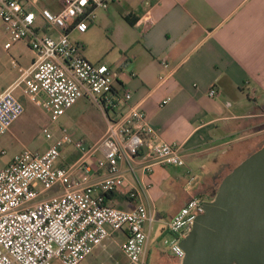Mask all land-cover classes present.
<instances>
[{
  "label": "built area",
  "instance_id": "built-area-1",
  "mask_svg": "<svg viewBox=\"0 0 264 264\" xmlns=\"http://www.w3.org/2000/svg\"><path fill=\"white\" fill-rule=\"evenodd\" d=\"M44 1L0 0L3 49L23 42L33 55L17 80L0 92V138L25 112L23 100L40 101L55 132L43 151L23 147L0 168V264H79L113 232L125 235L120 245L124 264H145L156 211L147 198L148 184L131 187L121 165L135 178L132 161L137 158L143 174L154 165L183 166L181 146L161 139L145 112L128 103L131 93L118 85L117 72L86 58L82 44L71 38L73 32L87 31L96 9L119 0L40 5ZM207 94L215 96L216 88L210 86ZM79 99L104 117V133L93 143L74 138L59 123ZM41 131L49 136L48 124ZM68 147L77 158L62 164ZM187 174L189 188L195 176ZM108 192H121L136 203L131 209L108 205ZM203 202L191 195L162 227L167 253L178 262L185 257L180 241L203 212Z\"/></svg>",
  "mask_w": 264,
  "mask_h": 264
},
{
  "label": "crops",
  "instance_id": "crops-1",
  "mask_svg": "<svg viewBox=\"0 0 264 264\" xmlns=\"http://www.w3.org/2000/svg\"><path fill=\"white\" fill-rule=\"evenodd\" d=\"M71 38L82 44L86 58L117 72L118 85L131 93L128 103L145 112L161 139L181 146L183 166L154 165L143 174L137 158L136 180L121 165L131 187L148 184L163 236L162 227L188 197L212 199L218 180L264 136V0H119L96 9L87 31ZM30 54L21 70L30 65ZM17 77L0 78V92ZM210 86L217 90L213 97ZM13 124L7 134L16 138ZM104 130L81 135L95 142ZM73 154H62V164L74 161H68ZM188 171L195 176L189 188ZM116 193L107 204L131 209L136 203ZM109 239L120 249L125 235L113 232ZM153 249L149 238L147 261ZM154 250L152 264H166L160 259L167 250ZM92 253L79 264H93Z\"/></svg>",
  "mask_w": 264,
  "mask_h": 264
},
{
  "label": "water",
  "instance_id": "water-1",
  "mask_svg": "<svg viewBox=\"0 0 264 264\" xmlns=\"http://www.w3.org/2000/svg\"><path fill=\"white\" fill-rule=\"evenodd\" d=\"M180 245V264H264V143L221 179Z\"/></svg>",
  "mask_w": 264,
  "mask_h": 264
},
{
  "label": "rangeland",
  "instance_id": "rangeland-1",
  "mask_svg": "<svg viewBox=\"0 0 264 264\" xmlns=\"http://www.w3.org/2000/svg\"><path fill=\"white\" fill-rule=\"evenodd\" d=\"M53 0H46L40 5H49ZM56 5V3H53ZM0 21V78H15L21 71V65L31 59L29 49L21 42L12 45L9 51L3 49L4 33ZM20 65V66H19ZM25 112L13 124L15 136L5 134L0 138V161L7 160L13 153L26 147L33 151H43L55 136L54 125L49 123L47 115L43 111V105L40 101L32 103L24 100ZM59 123L65 125L74 138H82L81 133L92 130L100 132L105 125L102 113L89 101L80 99L70 109L66 110L60 118ZM48 124L50 135L42 133V126ZM89 143H93L92 137L87 138ZM3 151V152H2ZM70 151V148L64 150L63 154ZM2 152V153H1ZM250 152V151H249ZM73 160L77 155L73 154ZM185 161V160H184ZM1 163V162H0ZM190 162L188 161L187 164ZM191 166V165H190ZM192 167V166H191ZM221 179L217 182V188ZM203 200L204 197H203ZM164 234L163 236H166ZM150 241L154 249L163 251L166 246L162 242L160 224L157 218L152 224ZM151 250L149 255V264H152L155 251ZM93 264H120L122 259L121 251L111 239L103 241L92 253ZM166 262V261H165Z\"/></svg>",
  "mask_w": 264,
  "mask_h": 264
},
{
  "label": "flooded vegetation",
  "instance_id": "flooded-vegetation-1",
  "mask_svg": "<svg viewBox=\"0 0 264 264\" xmlns=\"http://www.w3.org/2000/svg\"><path fill=\"white\" fill-rule=\"evenodd\" d=\"M264 143V136L263 137H261L260 139H259V141L257 142V145L256 146H254V148H252V150H250V152H252V151H254V150H256L260 145H262ZM249 152V153H250ZM211 198H209V200H210ZM207 199H205L204 201H206ZM162 256H165V257H161V259H160V261L162 262H164V260L166 261V264H178V260L175 258V257H173V256H171V255H168V254H164V255H162ZM148 258V257H147ZM147 258H146V262H145V264H149V261H147Z\"/></svg>",
  "mask_w": 264,
  "mask_h": 264
},
{
  "label": "trees",
  "instance_id": "trees-1",
  "mask_svg": "<svg viewBox=\"0 0 264 264\" xmlns=\"http://www.w3.org/2000/svg\"><path fill=\"white\" fill-rule=\"evenodd\" d=\"M23 100V99H22ZM258 149V148H257ZM251 153V152H250ZM73 157H75L74 155L70 156L68 158V161L70 162L71 160H73ZM67 164V163H65ZM217 190V189H216ZM117 193L116 192H108V193H105L104 197H105V200H104V203H108L107 200L110 199L111 196H115ZM214 196V195H213ZM109 205V204H108Z\"/></svg>",
  "mask_w": 264,
  "mask_h": 264
}]
</instances>
